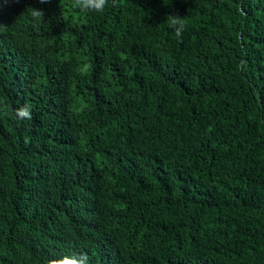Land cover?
Returning <instances> with one entry per match:
<instances>
[{"label": "trees", "instance_id": "trees-1", "mask_svg": "<svg viewBox=\"0 0 264 264\" xmlns=\"http://www.w3.org/2000/svg\"><path fill=\"white\" fill-rule=\"evenodd\" d=\"M72 254L264 264V0H0V264Z\"/></svg>", "mask_w": 264, "mask_h": 264}, {"label": "clouds", "instance_id": "clouds-1", "mask_svg": "<svg viewBox=\"0 0 264 264\" xmlns=\"http://www.w3.org/2000/svg\"><path fill=\"white\" fill-rule=\"evenodd\" d=\"M108 4V0H76V6L85 14L90 12L102 13ZM41 10L34 9V15L40 16ZM170 26L175 29L177 36L181 34L184 29L183 22L177 17L173 16L170 20ZM19 118H28L32 116V109L30 105H24L16 109ZM48 264H87V257L83 255H62L57 258H52Z\"/></svg>", "mask_w": 264, "mask_h": 264}]
</instances>
